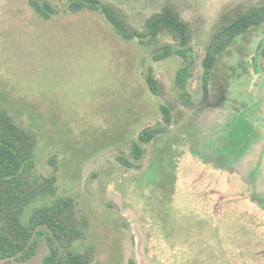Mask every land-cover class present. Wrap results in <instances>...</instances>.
I'll list each match as a JSON object with an SVG mask.
<instances>
[{
	"label": "rangeland",
	"instance_id": "374dc122",
	"mask_svg": "<svg viewBox=\"0 0 264 264\" xmlns=\"http://www.w3.org/2000/svg\"><path fill=\"white\" fill-rule=\"evenodd\" d=\"M45 21L27 0H0V104L39 134L38 169L56 174L61 195L88 217L94 264H264V25L221 59L228 80L221 107L200 109L206 54L221 16L258 0H104L141 27L167 2L194 32L196 60L185 106L178 57L154 62L137 41L125 42L92 11ZM149 67L166 100L146 83ZM175 124L146 146L139 168L118 160L148 127ZM49 249L25 264H43ZM0 264H3L0 262ZM22 264V263H13Z\"/></svg>",
	"mask_w": 264,
	"mask_h": 264
},
{
	"label": "trees",
	"instance_id": "16d2710c",
	"mask_svg": "<svg viewBox=\"0 0 264 264\" xmlns=\"http://www.w3.org/2000/svg\"><path fill=\"white\" fill-rule=\"evenodd\" d=\"M36 16L49 21L58 10L50 0H27ZM101 14L125 42L137 41L150 51L154 62L178 57L183 65L175 84L185 106L191 102L188 87L194 74V32L179 8L167 2L148 17L141 27L132 24L124 9L104 0H68V12ZM264 25V0L225 12L214 27L202 62L203 97L200 109L221 107L227 100L228 80L219 74V63L237 39L258 31ZM150 92L166 100L165 85L149 67L145 75ZM174 107L160 106L163 122L144 129L130 147L128 156L118 157L130 170L139 168L146 146L164 137L175 124ZM39 134L26 127L9 108L0 104V262L29 263L39 254L42 242L48 246L43 264H94L97 247L78 248L88 238L90 221L80 213L76 200L61 195L58 177L43 175L38 169ZM264 209V200L254 196ZM129 264H137L131 259Z\"/></svg>",
	"mask_w": 264,
	"mask_h": 264
}]
</instances>
